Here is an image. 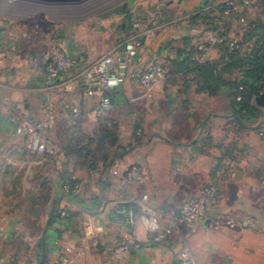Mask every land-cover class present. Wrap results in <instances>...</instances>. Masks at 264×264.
I'll return each instance as SVG.
<instances>
[{
    "label": "crops",
    "instance_id": "0c3cea01",
    "mask_svg": "<svg viewBox=\"0 0 264 264\" xmlns=\"http://www.w3.org/2000/svg\"><path fill=\"white\" fill-rule=\"evenodd\" d=\"M250 2L245 8L243 0H169L166 18L155 12L148 23L142 21V52L146 59L160 55L173 60L185 46L197 49L210 45L217 35V21L226 27L229 39L239 41L240 54H250L258 41L264 42V0ZM228 3L236 5L230 15L220 9H226ZM194 14L199 15L192 19ZM7 19L0 16V264H40L44 250L43 264H59L67 248L72 249V264H179L187 247L197 264H215L216 255L231 254L239 259L254 247L249 239L264 231V135H260L264 132V114L239 129L231 123L227 88L216 96L209 95L201 90L202 82L186 81L175 67L152 96H145L136 76L139 68L132 67L126 81L111 91L114 108L109 117L100 119L95 113L99 93H84L88 73L132 32L127 38L122 32L121 41L114 37L112 45L103 39L91 43L85 36L72 40L54 36L47 45L60 43L76 63L48 88L40 66L45 58L40 45ZM228 53L226 46L219 44L210 50L208 61L216 63L224 79L236 80L240 71L229 66ZM47 99L54 101L57 115L47 134L59 151L55 159L35 150L9 120L11 116L41 120ZM122 121L132 122L133 132L125 136L119 133ZM99 129L120 134L117 148L126 149L114 162L121 166L141 164L147 173L142 183L128 189L113 186L112 165L105 168L100 161L98 169L92 170L74 159L73 151L88 144ZM223 146L231 148L225 163L235 176L223 183L221 196L207 219L194 233L174 226L163 242L151 241L139 209L121 201L148 194L157 221L170 226L182 203L210 179ZM72 175L79 180V188L66 191L63 184ZM15 187L19 195L14 200ZM45 193L50 200L55 196L57 216L51 221L49 208L47 223L39 226L31 215L38 214L34 204L43 201ZM13 200L29 203V228L16 218L22 213L13 212L7 204ZM119 204L129 205L126 208L132 210L134 224L127 213L124 218L117 216ZM63 209L68 211L67 218L60 216ZM40 216L43 221V210ZM229 221L236 225L231 227ZM85 225L90 226L92 236L85 234ZM35 228L41 232L38 241L30 234ZM22 232L21 250L17 252L16 233ZM128 239L129 257L118 260L115 248Z\"/></svg>",
    "mask_w": 264,
    "mask_h": 264
},
{
    "label": "built area",
    "instance_id": "2783aa9c",
    "mask_svg": "<svg viewBox=\"0 0 264 264\" xmlns=\"http://www.w3.org/2000/svg\"><path fill=\"white\" fill-rule=\"evenodd\" d=\"M250 0H243V5L249 7ZM236 5L228 3L224 14L230 15L233 13ZM240 21L245 23L244 16L239 17ZM132 35L122 43L117 49L103 55L88 73V81L84 87V93L88 96L99 93L100 100L95 107L96 116L100 119H107L114 108L111 91L122 85L127 78L128 71L132 67L139 68L137 78L140 85L145 90V96H152L155 89L165 81H167L172 73L173 67L171 63L160 55H154L146 59L142 52V21L137 17L133 11L132 17ZM224 28L217 31V35L210 45H199L197 47L196 61L199 63L208 60L210 50L212 47L222 43H227L229 49H234L237 46L236 40L228 39L223 35ZM75 58L67 52V50L58 42H53L41 62V70L44 74L45 85L48 88L52 87L53 83L67 74L75 65ZM240 99V97H238ZM46 112L41 120H31L23 118L18 120L17 117L11 116L9 118L12 125L18 134L25 136L33 148L41 153H45L51 159L57 158L59 155L56 145L51 144L47 138L49 129L53 127L57 119L55 112V103L51 100H46ZM71 123V122H70ZM260 135H264L261 131ZM146 170L139 163H133L127 166H121L117 162H113L111 170L110 182L113 186L128 189L129 186L140 184L146 179ZM235 176L232 168L224 163L217 167L210 179L204 183L195 194L186 199L178 213L173 217L170 226H162L155 218V211L148 194H143L141 197L134 196L130 200H122V203L131 202L135 205L142 216L145 218L148 228L150 240L155 243L163 242L173 232L174 226L183 227L189 232H196L201 224L207 219L209 210L216 205L221 196V187L223 183ZM72 179L78 180L76 176L72 175ZM79 185L75 187V190ZM64 190L71 191L70 185H65ZM116 212L118 214H129V222L134 224L135 219L133 212L127 209L122 204H119ZM60 216L67 218L68 211L61 210ZM231 227L235 226L234 222H228ZM244 225V224H243ZM245 226V225H244ZM85 234L92 236L93 231L90 230L89 225H85ZM94 246L98 245L96 239ZM131 239L121 243L115 248L114 254L118 260L124 261L130 254ZM72 249L67 248L60 256L59 264H72ZM179 264H197L193 253L189 247L182 254ZM207 264V263H203Z\"/></svg>",
    "mask_w": 264,
    "mask_h": 264
},
{
    "label": "rangeland",
    "instance_id": "374dc122",
    "mask_svg": "<svg viewBox=\"0 0 264 264\" xmlns=\"http://www.w3.org/2000/svg\"><path fill=\"white\" fill-rule=\"evenodd\" d=\"M169 0H80L76 2H61V3H47L37 0H0V16L8 18L15 22L17 29L23 30L22 32L29 35L36 40V43L40 45V49L43 55L49 48V41L56 37L63 36L68 40H72L73 37H86L91 43H95L99 39L105 40L108 44H113L114 37L121 41V33L125 32V38L130 35V31H133L131 17L133 10L135 14L144 24L148 23L152 19L155 12H159L161 17L166 18L167 2ZM181 17L182 14H178ZM124 25V29L122 28ZM93 52L97 49L92 46ZM100 55V54H99ZM34 58H38L37 55ZM96 63L93 64L95 66ZM41 66V63H40ZM137 121L136 123H138ZM121 127L118 126L119 133L123 135L130 134L133 128V123L129 121H122ZM121 131V132H120ZM113 132L114 136L106 139L103 145L99 148L97 156L98 158L117 160L119 153H122L126 147L118 149L120 144V134ZM97 134V133H96ZM119 136V137H118ZM93 144L96 146L99 138V132L95 135ZM101 145V144H99ZM94 146V147H95ZM74 159L83 164V157L76 150L73 151ZM114 160V161H115ZM7 171V170H6ZM5 172V171H4ZM8 172V171H7ZM5 174V173H3ZM18 177V174L16 175ZM14 200L17 197L16 194L18 187H15ZM5 193V192H4ZM9 197V194L5 193ZM43 201L39 200L34 206L38 209V214L31 215L33 220L37 219V223L46 224L48 220V209L50 208V195L46 194ZM7 201L10 207H13V212L18 211L22 213L20 218L16 217L19 221L23 222V227L29 228L30 222L28 215L30 212V205L27 201L18 200ZM43 210L44 217L41 220L40 212ZM28 213V214H27ZM31 217V218H32ZM18 221V222H19ZM29 222V223H28ZM230 222V221H229ZM232 222V221H231ZM29 224V225H27ZM236 225V224H235ZM24 233H16L17 246L15 250L19 252L20 242ZM30 234L36 241L40 239L41 232L36 228L30 231ZM254 247L248 252L244 253L242 258H246V262H243L242 258H235L231 254L229 257L220 255L214 256L215 264H264V231H261L258 235H253L249 239ZM225 251H230L229 247L223 245Z\"/></svg>",
    "mask_w": 264,
    "mask_h": 264
},
{
    "label": "trees",
    "instance_id": "16d2710c",
    "mask_svg": "<svg viewBox=\"0 0 264 264\" xmlns=\"http://www.w3.org/2000/svg\"><path fill=\"white\" fill-rule=\"evenodd\" d=\"M220 9L221 12H224L225 6H220ZM198 15L199 14H194L192 19H195ZM218 23L217 21L215 22L216 30L219 31L221 28H224L223 35L229 39L226 27ZM252 26H254L253 23L251 24V27ZM248 32H251V29L250 31L248 30ZM183 41L185 42L186 39H183ZM185 43L187 45V42ZM220 45L226 46V49L229 51V66L238 68L240 71V77L236 80L224 79L216 63H212L208 60L202 63L197 62L195 59L197 49L192 45L185 46L182 50L178 51V56L175 59H170L168 61L178 72H182L186 81L202 82L201 90L209 95L216 96L227 88L230 95L229 105L232 114L231 123L239 129H242L247 122L258 119L264 114V108L259 107L255 103V98L264 88V42L260 43V41H258L252 52L246 55L240 54L239 41H237L236 48L232 50L229 49L226 42ZM238 97H240V99H238ZM98 132L99 138L96 146L93 144V139L95 138H92L88 144H82L76 150V152H79L83 157V164L92 170L98 169V163L100 161H102L103 166L107 168L111 166L115 160L114 158L105 160V158L102 159L97 156L99 148L106 139L114 136L115 133L113 134L112 131L105 129H99ZM228 157H231V148L230 146H223L222 154L218 157L219 162L216 168L224 164ZM63 185H70L71 190H75V187L79 185V180H74L71 176ZM122 206L129 207V205L125 204ZM132 207L135 210L138 209L135 205H132ZM56 216L55 207L53 206L49 214V219L52 221ZM117 216L124 218L122 214L117 213Z\"/></svg>",
    "mask_w": 264,
    "mask_h": 264
},
{
    "label": "water",
    "instance_id": "95a60500",
    "mask_svg": "<svg viewBox=\"0 0 264 264\" xmlns=\"http://www.w3.org/2000/svg\"><path fill=\"white\" fill-rule=\"evenodd\" d=\"M37 1H42V2H47V3H61V2H76L80 0H37ZM255 103L259 107L264 108V88L262 92L255 98ZM54 200H55V196L52 197V200L50 203V210L53 209ZM44 260H45V250L43 251V259L40 264H43Z\"/></svg>",
    "mask_w": 264,
    "mask_h": 264
}]
</instances>
